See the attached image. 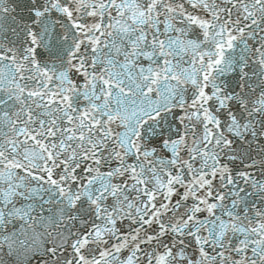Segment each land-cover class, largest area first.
I'll list each match as a JSON object with an SVG mask.
<instances>
[{"label":"snow or ice","instance_id":"obj_1","mask_svg":"<svg viewBox=\"0 0 264 264\" xmlns=\"http://www.w3.org/2000/svg\"><path fill=\"white\" fill-rule=\"evenodd\" d=\"M0 264H264V0H0Z\"/></svg>","mask_w":264,"mask_h":264}]
</instances>
